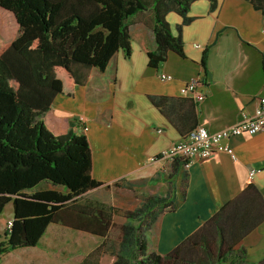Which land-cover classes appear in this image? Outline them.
<instances>
[{
	"label": "crops",
	"instance_id": "obj_1",
	"mask_svg": "<svg viewBox=\"0 0 264 264\" xmlns=\"http://www.w3.org/2000/svg\"><path fill=\"white\" fill-rule=\"evenodd\" d=\"M186 15L190 19L182 22L175 10L166 13L173 33L181 24L183 54L169 50L165 60L150 66L153 18L142 11L135 34L130 32V54L119 48L104 69L92 66L72 95L58 93L47 111V125L54 133L86 134L94 178H126L128 185L146 192L174 196V208L162 212L152 238L162 264H246L245 258L264 264V129L224 138L235 157L217 151L193 157L186 166L181 158L158 155L197 124L214 131L236 122L242 111L253 113L256 97L264 94V12L249 0H192ZM192 76L200 80L203 99L180 92ZM150 94L167 96L162 112ZM10 211L2 217L0 212V239L13 216L12 201ZM52 228L103 238L50 222L36 245L10 250L29 249L26 256L4 262L2 254L0 264H60L54 244L47 241Z\"/></svg>",
	"mask_w": 264,
	"mask_h": 264
},
{
	"label": "trees",
	"instance_id": "obj_2",
	"mask_svg": "<svg viewBox=\"0 0 264 264\" xmlns=\"http://www.w3.org/2000/svg\"><path fill=\"white\" fill-rule=\"evenodd\" d=\"M191 1L0 0L12 27L8 41L0 45V212L10 200L13 206L0 256L36 245L50 222H62L103 236L78 264H162L152 238L162 212L174 208V196L143 195L139 206L123 212L128 220L124 234L109 247L114 207L83 193L101 184L120 191L124 187L119 183L127 179L94 178L86 134L70 129L54 133L44 116L58 93L72 95L86 81L92 66L104 69L119 48L130 54L128 18L140 11H150L153 18L155 47L147 51L148 65L157 66L169 50L183 54L181 24L173 33L166 13L175 10L187 22ZM249 1L264 12V0ZM166 98L150 94L161 112ZM43 181L52 186L40 187Z\"/></svg>",
	"mask_w": 264,
	"mask_h": 264
},
{
	"label": "rangeland",
	"instance_id": "obj_3",
	"mask_svg": "<svg viewBox=\"0 0 264 264\" xmlns=\"http://www.w3.org/2000/svg\"><path fill=\"white\" fill-rule=\"evenodd\" d=\"M10 16V13L2 12L0 10V45L8 41V35L12 30V27L10 28L11 25L9 26ZM141 21L142 11L128 18L131 34H135L136 25ZM44 120L46 123H49L47 112L44 116ZM119 184L122 188L124 187L120 191L110 190V188H107L105 185H99L95 189H90L83 193V196H86L87 198L96 199L105 205L114 207L111 212V225L108 232L107 243L109 244V247L110 244H119L124 234V225L128 223V220L123 212L133 210L139 206L140 202H142L143 195L158 194L146 192L141 186H132L125 182H120ZM151 184L154 188L156 186L155 184H158V181L151 182ZM40 186H52V184L43 181ZM55 187L62 189L60 185H56ZM10 204L11 201L5 205L1 212V217L10 214ZM47 235H49L47 239L49 244H54L55 246V254H57L55 255V259L60 262V264H76L87 250L91 249L92 246L101 240V237L99 236H93L69 228L56 230L52 228L48 231ZM28 250L29 249L20 248L15 251H9L3 254L2 260L4 262H9L13 257H24L27 255ZM50 264H55L54 260H52Z\"/></svg>",
	"mask_w": 264,
	"mask_h": 264
},
{
	"label": "built area",
	"instance_id": "obj_4",
	"mask_svg": "<svg viewBox=\"0 0 264 264\" xmlns=\"http://www.w3.org/2000/svg\"><path fill=\"white\" fill-rule=\"evenodd\" d=\"M264 30V29H263ZM169 73H162L161 77H170ZM200 82L196 76L190 77L180 87V92L184 95L190 94L194 99L200 100L205 96L204 91L197 89ZM79 122L82 128L86 129L87 125L80 117ZM264 129V94L256 97V103L253 113L248 114L241 112L240 118L233 123L227 124L220 129L210 131L204 125L197 124L190 129L181 139L171 143L167 148L162 150L158 155L165 160H174L181 158L187 166L193 157H207L217 151H226L233 157L235 154L231 146L223 143L224 138L232 135L241 134L247 131H259ZM255 172L254 168L249 170L251 176ZM11 220L7 221L10 225Z\"/></svg>",
	"mask_w": 264,
	"mask_h": 264
}]
</instances>
